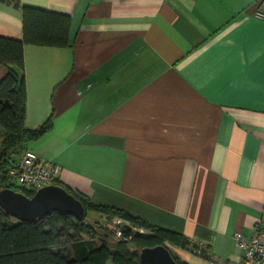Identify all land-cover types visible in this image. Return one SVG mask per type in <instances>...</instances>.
<instances>
[{
  "label": "crops",
  "instance_id": "crops-1",
  "mask_svg": "<svg viewBox=\"0 0 264 264\" xmlns=\"http://www.w3.org/2000/svg\"><path fill=\"white\" fill-rule=\"evenodd\" d=\"M258 1L0 0L1 37L23 39V6L72 17L68 46L24 47L25 125L52 124L29 147L94 204L209 247L176 248L190 264H242L234 234L264 223Z\"/></svg>",
  "mask_w": 264,
  "mask_h": 264
},
{
  "label": "trees",
  "instance_id": "trees-1",
  "mask_svg": "<svg viewBox=\"0 0 264 264\" xmlns=\"http://www.w3.org/2000/svg\"><path fill=\"white\" fill-rule=\"evenodd\" d=\"M23 39L0 36V63L7 74L0 81V190L6 187L32 196L37 190L21 188L12 182L10 169L29 142L50 130V121L37 129L25 125L27 86L25 79V44L65 47L71 41L72 17L43 8L23 6ZM79 198L85 207L82 217L53 211L35 221H20L0 207V264H143L144 247L165 245L180 264H190L173 250L180 248L209 260L210 249L186 235L154 225L125 210L94 204L83 192L57 180ZM106 221L117 216L132 226L144 228L147 234L134 233L125 227L118 236L104 226L94 228L90 213ZM103 224V225H102ZM82 234L89 235L85 239Z\"/></svg>",
  "mask_w": 264,
  "mask_h": 264
},
{
  "label": "built area",
  "instance_id": "built-area-1",
  "mask_svg": "<svg viewBox=\"0 0 264 264\" xmlns=\"http://www.w3.org/2000/svg\"><path fill=\"white\" fill-rule=\"evenodd\" d=\"M255 15L264 19V0L258 1ZM61 167L59 164L49 161L38 155L31 147H28L10 169L12 182L21 188L39 189L58 180ZM108 229L118 236H123L126 225L134 233L147 234L144 228L132 226L120 217H113L105 224ZM264 223L259 221L254 233L250 236L238 231L234 234L237 246L243 252L242 264H264ZM226 264V263H222Z\"/></svg>",
  "mask_w": 264,
  "mask_h": 264
},
{
  "label": "water",
  "instance_id": "water-1",
  "mask_svg": "<svg viewBox=\"0 0 264 264\" xmlns=\"http://www.w3.org/2000/svg\"><path fill=\"white\" fill-rule=\"evenodd\" d=\"M0 207L20 221H35L53 211L79 218L85 213L83 202L56 183L40 187L32 196L9 187L3 188L0 190ZM126 227L130 228L129 225ZM140 260L143 264H180L165 245L142 248Z\"/></svg>",
  "mask_w": 264,
  "mask_h": 264
},
{
  "label": "rangeland",
  "instance_id": "rangeland-1",
  "mask_svg": "<svg viewBox=\"0 0 264 264\" xmlns=\"http://www.w3.org/2000/svg\"><path fill=\"white\" fill-rule=\"evenodd\" d=\"M92 214V212L90 213V215ZM89 219H90V223L93 225V227L94 228H99V226L101 225V224H98L97 223V220H100V222H103V224H104V226H106L105 224L106 223H108L110 220H108V221H106V219L105 218H103L102 216H100V215H97V214H92V216H89ZM102 224V225H103ZM82 236L85 238V239H88L89 238V235H87V234H82ZM173 250L177 253V255H179L180 256V253L176 250V248H173ZM185 255V254H184ZM184 255H182V256H184ZM183 260H184V258L183 257H181ZM107 264H114L112 261H108L107 262Z\"/></svg>",
  "mask_w": 264,
  "mask_h": 264
}]
</instances>
